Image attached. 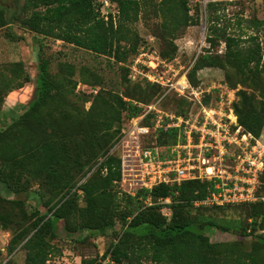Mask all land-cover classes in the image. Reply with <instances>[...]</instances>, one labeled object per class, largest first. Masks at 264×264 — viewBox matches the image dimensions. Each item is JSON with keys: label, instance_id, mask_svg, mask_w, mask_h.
I'll return each mask as SVG.
<instances>
[{"label": "trees", "instance_id": "16d2710c", "mask_svg": "<svg viewBox=\"0 0 264 264\" xmlns=\"http://www.w3.org/2000/svg\"><path fill=\"white\" fill-rule=\"evenodd\" d=\"M114 2L118 13H110L106 20L101 13L102 0H26L22 7L26 17L21 21L39 36L122 63L127 60L122 52L123 43L130 45L133 59L141 49L137 42H132L130 26L139 21L142 13H147V1L145 5L142 0ZM190 3L191 0H158L155 4L161 19L159 27L172 38L168 41L159 32L169 43L161 55L165 60L176 58L173 41L177 34L200 23L201 9L197 7L192 14ZM217 6L216 2L205 6L210 48L202 61L222 67L227 71L225 82L233 88L241 87L234 105L239 123L245 131L259 137L264 129V108L257 109L253 99L258 93L264 98L262 48L256 36L243 42L241 36L222 32ZM1 7L0 30L17 18L16 13ZM223 43L224 51L214 53ZM62 68H67L68 73L59 72L53 77L50 62L41 61L33 100L16 119L0 120V228L12 233L10 253L22 246L27 253L26 264H46L53 249L51 242L57 239L60 229L70 235L86 230L106 234L119 225L122 231H114L117 241L104 256L100 260L84 259L82 264H101L108 256L114 264H264L261 201L237 206L202 205L204 208L197 210V203L215 191L214 183L201 180L161 184L151 191L141 190L136 196L125 193L123 198L119 197L122 161L119 153L112 150L128 121L144 111L141 105H149L164 94L161 86L134 83L129 78L130 69L126 68L131 88L123 96L100 88L97 82H89L83 72L76 82L72 65ZM198 69L194 66L189 72L196 86ZM231 75L237 79L234 81ZM31 82L22 61L0 71V111L9 94ZM79 83L89 84L92 93L76 94ZM172 97L177 98L169 95L164 104ZM177 99L180 105L173 112L186 115L192 103ZM89 101L91 106L87 110L85 105ZM177 142L175 129L160 130L156 139L158 146ZM261 183L260 196L264 195V174ZM35 186L40 192H34ZM80 192L87 203L85 207L79 204ZM22 195L32 196L31 213L20 199ZM148 198L154 202L169 198L171 217L162 214V205H147ZM209 208L242 209L246 219L215 216L206 213ZM210 231L231 235L233 239L212 242Z\"/></svg>", "mask_w": 264, "mask_h": 264}, {"label": "built area", "instance_id": "2783aa9c", "mask_svg": "<svg viewBox=\"0 0 264 264\" xmlns=\"http://www.w3.org/2000/svg\"><path fill=\"white\" fill-rule=\"evenodd\" d=\"M101 4L102 16L108 20L110 12L105 11L111 9V2L102 0ZM154 41L147 40L135 55L128 66L129 78L134 83L159 85L164 94L149 105H141L144 111L128 121L112 150L119 153L122 161L119 188L136 196L141 190L151 191L161 184L201 180L214 183L215 191L197 205L264 203V195L258 194L264 174V131L257 137L240 125L234 105L241 87L233 88L225 81L208 88L202 83L194 85L190 69L177 67V58L163 59ZM221 48L220 53L225 43ZM169 95L190 101L189 112L183 115L160 108ZM162 129L177 130L178 142L158 146L156 139ZM160 201L165 205L171 202L169 198ZM145 203L154 205L152 198ZM163 213L171 217L169 207H164ZM101 264L114 262L108 256Z\"/></svg>", "mask_w": 264, "mask_h": 264}, {"label": "rangeland", "instance_id": "374dc122", "mask_svg": "<svg viewBox=\"0 0 264 264\" xmlns=\"http://www.w3.org/2000/svg\"><path fill=\"white\" fill-rule=\"evenodd\" d=\"M109 1L111 2V9L105 12L106 14L107 12H113L116 15L117 4L114 0ZM142 1L144 5L145 1H147V5L144 7L147 8V13H142L139 21L130 26L132 29V42H137L141 48L147 40L154 38L155 47L163 55L169 43L162 39L160 33L166 35L168 41H172V38L159 27L161 19L155 12V4L158 3V0ZM25 2L26 0H0V8H2L1 5L5 6L10 10V13L17 14V18L13 19L8 27L0 30V71L8 68L15 62L22 61L25 63L26 69L32 77L30 84L21 90L9 94L5 99V103L0 111L1 121L6 122L16 119L25 110L31 100H33L37 89L38 67L43 60L50 62V75L53 77L58 75L59 72L67 74L68 69L62 68V66L68 64L74 66L76 69V75L74 76L76 82L80 80V72H83L89 82L99 83L100 88L123 96L126 95V92L131 88V85L127 81L126 73V68H128L133 60V56L129 50L130 45L123 43L125 49L122 52L127 56V60L118 63L106 56L91 53L74 45L53 38L39 36L29 31L22 24L21 20L26 17V14L22 12ZM210 2L218 3L216 14L219 18V29L222 32H226L229 35L241 36L243 42H246L251 36H256L264 55V24H255V22H264V0H191L190 7L192 14L195 13L197 7L201 9L200 23L190 26L177 34L176 39L173 41L177 47L175 55L178 62L176 65L177 67L188 68L190 71L194 66H199L196 80L207 88L217 85L227 78V71L225 69L202 61L209 46L207 42L209 31L207 30L205 6ZM249 44L246 43L245 45ZM221 49L220 47L216 48L214 53L217 50L220 53ZM231 76L234 81L237 79V76ZM80 84L82 86L78 88ZM248 91L251 92V90ZM91 93L92 87L89 84L86 86L83 83H79L76 87V94ZM253 103L257 109L264 108V98L259 93L253 99ZM178 105H180L178 99L172 97L166 104L161 103L160 108L165 111H175ZM90 106L91 102L89 101L85 107L88 110ZM33 190L34 192H40L37 186L33 187ZM118 190L119 197L123 198V194L125 193L120 188ZM80 195L79 204L85 207L87 203L83 199L81 192ZM13 197L12 195L11 198ZM20 199L26 202V209L31 213L34 210L31 207L34 205L32 196L22 195ZM160 202V200L158 202L153 201L154 204L162 205L163 208L167 206L162 203L160 204ZM171 203L172 201L169 205ZM163 208L161 212L164 215ZM196 208L197 210H202L204 207L196 205ZM41 211L45 212V209L41 207ZM207 212L215 216L246 219L242 209L224 208L218 210L209 208V210H206ZM114 231L121 232V226L118 225L114 230H108L106 234L99 232L92 233L86 230L70 235L60 229L57 239L51 242L53 249L46 264H82V260L84 259L100 260V254L106 252L111 244L117 241V235L114 234ZM208 235L212 242L216 243L228 242L233 239L231 235L225 236L216 231H210ZM11 239L12 233L0 228V264H26L27 253L22 246L12 253L9 252ZM247 247H250V245Z\"/></svg>", "mask_w": 264, "mask_h": 264}]
</instances>
